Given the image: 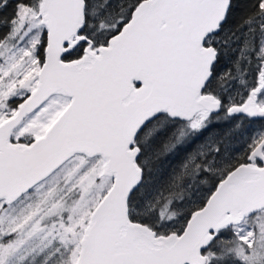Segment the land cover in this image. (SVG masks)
<instances>
[{
	"label": "snow or ice",
	"instance_id": "obj_1",
	"mask_svg": "<svg viewBox=\"0 0 264 264\" xmlns=\"http://www.w3.org/2000/svg\"><path fill=\"white\" fill-rule=\"evenodd\" d=\"M0 264H264V0H0Z\"/></svg>",
	"mask_w": 264,
	"mask_h": 264
}]
</instances>
